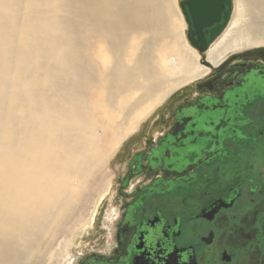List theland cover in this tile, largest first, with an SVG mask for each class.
Returning <instances> with one entry per match:
<instances>
[{
  "label": "bare ground",
  "instance_id": "1",
  "mask_svg": "<svg viewBox=\"0 0 264 264\" xmlns=\"http://www.w3.org/2000/svg\"><path fill=\"white\" fill-rule=\"evenodd\" d=\"M176 1L0 0V264H41L145 117L264 48V0H233L202 64Z\"/></svg>",
  "mask_w": 264,
  "mask_h": 264
},
{
  "label": "flooded vegetation",
  "instance_id": "2",
  "mask_svg": "<svg viewBox=\"0 0 264 264\" xmlns=\"http://www.w3.org/2000/svg\"><path fill=\"white\" fill-rule=\"evenodd\" d=\"M205 69L132 136L65 264H264V48Z\"/></svg>",
  "mask_w": 264,
  "mask_h": 264
},
{
  "label": "rangeland",
  "instance_id": "3",
  "mask_svg": "<svg viewBox=\"0 0 264 264\" xmlns=\"http://www.w3.org/2000/svg\"><path fill=\"white\" fill-rule=\"evenodd\" d=\"M179 1L180 0L176 1V6L178 10H179L178 8ZM179 13H180V10H179ZM181 17L183 19L182 15ZM172 18L173 20L177 21L174 15L172 16ZM184 37H185V34H184ZM188 46L190 47L189 44ZM179 90H174L173 92L175 93ZM173 92L165 99V101H163L165 105L168 102V98L173 94ZM156 111L157 109L153 110V112L150 113L149 116L145 117V119L141 123H139L138 128L134 131L136 132L134 136L137 137V135L140 134L141 130L143 131L144 128L148 127V125L154 119L155 115L158 114V112ZM136 143L137 142H134V141L131 142V139H130L128 144H126V147L124 144L116 153H114L111 163H110L111 166L109 165V168L107 169L105 173V175L110 174L108 175V177H106L107 178V183L105 185L106 187L104 188L102 192L95 194L91 197L88 203V209H87L88 211L85 216L86 221L81 226L80 225L74 226L69 223L68 227L70 225L71 229L66 228V230L65 229L63 230V231H66L68 234L66 233L61 234V236L58 238V241L51 245L52 248L50 247L47 250L46 254L44 255L45 258H43L41 264H65L67 262H70V260H68L67 258L70 259L74 256H77L81 251H84L85 249H89L92 245H94L95 240L98 237V234H96L93 230H91V227L93 226L92 220L95 219L97 217V214L100 212L101 206L104 203L103 199L105 198L106 194L110 192V190H112V188L114 187L115 177L113 176L112 169L117 164H120V165L123 164V162L126 160V156L128 155L129 152L133 150V146L136 145ZM119 155H122L120 160H119ZM110 196H111V192L109 193V195L106 196V199L109 198V200H111L112 197L110 198ZM40 251H41V248H40Z\"/></svg>",
  "mask_w": 264,
  "mask_h": 264
},
{
  "label": "water",
  "instance_id": "4",
  "mask_svg": "<svg viewBox=\"0 0 264 264\" xmlns=\"http://www.w3.org/2000/svg\"><path fill=\"white\" fill-rule=\"evenodd\" d=\"M178 8L188 44L201 56V63L208 65L203 56L227 28L233 14V0H180Z\"/></svg>",
  "mask_w": 264,
  "mask_h": 264
}]
</instances>
